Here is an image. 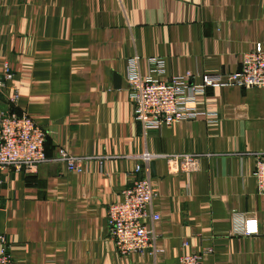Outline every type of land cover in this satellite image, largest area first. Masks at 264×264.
Listing matches in <instances>:
<instances>
[{"label":"crops","instance_id":"0c3cea01","mask_svg":"<svg viewBox=\"0 0 264 264\" xmlns=\"http://www.w3.org/2000/svg\"><path fill=\"white\" fill-rule=\"evenodd\" d=\"M257 42L264 0H0V73L4 62L12 73L0 108L32 117L49 159L59 149L104 157L85 160L81 173L61 160L34 173L0 169V233L14 263L176 264L210 248L203 264H264V195L252 175L255 154H264V89L209 87L196 107L214 116L146 129L133 117L125 77L135 57L141 75L190 72L199 84L204 74L237 71ZM148 58H162L163 72ZM182 154L197 158L194 170L170 158ZM146 174L160 215L150 223L153 241L164 251L120 255L106 209ZM234 210L254 234L231 233Z\"/></svg>","mask_w":264,"mask_h":264},{"label":"built area","instance_id":"2783aa9c","mask_svg":"<svg viewBox=\"0 0 264 264\" xmlns=\"http://www.w3.org/2000/svg\"><path fill=\"white\" fill-rule=\"evenodd\" d=\"M150 68L163 72L162 58H148ZM8 62H4L0 73V88L12 77ZM151 71H155L152 69ZM151 71L141 75L137 68V59L129 57L126 66L128 95L133 103V117L146 129H156L163 125L170 126L180 121H193L200 116L212 117L216 113L209 107L199 111L196 107L199 99L206 95L207 89L214 86L233 84L240 87L264 89V43H255L252 50L240 58V68L232 73L202 75V81L194 84L190 72L175 75L169 80L154 77ZM18 90L13 88L8 96L10 107H15ZM45 131L28 114H17L12 108H0V169H13L34 173L40 164L50 160H61L66 168L74 173L83 172V162L103 156H76L64 149H59L58 156L49 159L44 151ZM145 160L150 156H145ZM170 158L180 161V169L194 170L197 158L190 154L172 155ZM141 167L136 166L138 173ZM257 193L264 195V154H255L254 170ZM122 200L110 203L106 209V222L109 239L120 255L129 253L157 256L164 250L154 245V232L150 225L160 219V215L151 210V204L157 193L151 177L146 174L134 176L130 185L121 191ZM231 233L251 236L254 234L247 223L245 214L234 210L231 213ZM183 246H187L184 241ZM212 251L184 252L176 264H203L204 253ZM0 264H15L4 234L0 233ZM170 264V263H161Z\"/></svg>","mask_w":264,"mask_h":264},{"label":"water","instance_id":"95a60500","mask_svg":"<svg viewBox=\"0 0 264 264\" xmlns=\"http://www.w3.org/2000/svg\"><path fill=\"white\" fill-rule=\"evenodd\" d=\"M152 168H153V164H152V166H151Z\"/></svg>","mask_w":264,"mask_h":264}]
</instances>
